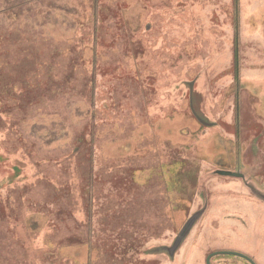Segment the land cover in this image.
Returning a JSON list of instances; mask_svg holds the SVG:
<instances>
[{
    "label": "rangeland",
    "instance_id": "obj_1",
    "mask_svg": "<svg viewBox=\"0 0 264 264\" xmlns=\"http://www.w3.org/2000/svg\"><path fill=\"white\" fill-rule=\"evenodd\" d=\"M2 1L0 128L30 149L24 175L0 182V264H206L230 249L233 230L235 249L264 264V0H99L95 25L93 0ZM33 48L54 57L40 58L46 68ZM83 62L98 78L87 98ZM54 180L58 192L45 187Z\"/></svg>",
    "mask_w": 264,
    "mask_h": 264
},
{
    "label": "flooded vegetation",
    "instance_id": "obj_2",
    "mask_svg": "<svg viewBox=\"0 0 264 264\" xmlns=\"http://www.w3.org/2000/svg\"><path fill=\"white\" fill-rule=\"evenodd\" d=\"M4 1V0H3ZM2 1V2H3ZM32 1V3L33 4H35L36 3V1H39V2H44L45 0H31ZM94 2H95V7H94V9H95V12H94V14H93V16L92 17H89L88 19L90 20V21H93L94 22V25H95V23H97V21L100 19V14H101V12L99 11V8H100V3H99V0H93ZM12 2V1H11ZM11 2H10V4H11ZM53 2H50V4H52ZM76 4H78V1L76 2ZM82 6H85V5H83L82 4ZM107 13H108V15H109V9L107 10ZM113 15L115 16V18H116V20L119 22L120 21V18H119V14L118 13H116V12H114L113 13ZM86 20V19H85ZM145 22H147V20H145ZM145 22H144V24H145ZM83 25H84V23H81V24H79V25H77V27H79V28H81V27H83ZM119 27H120V25H119ZM121 27H123L122 28V30H117L119 33H122V34H126V33H129L131 30L129 29V28H127L126 26H124V25H122ZM145 27V26H144ZM236 31L238 32V26H237V28H236ZM8 32V29H6V30H2V31H0V36H4L5 37V33H7ZM236 32V33H237ZM16 32H9L8 34L9 35H13V34H15ZM4 37H3V39H1L0 40V59H2V56H3V54L6 52L5 50H3L2 49V47H3V45H4V42H5V40L6 39H4ZM16 37H17V35H16ZM23 39H25V40H28L29 39V37H27V36H24L23 37ZM34 39H36V38H34ZM16 41L17 42H20L21 41V39L19 38V37H17L16 38ZM22 42V41H21ZM14 44H13V42H11V44H10V50H8L7 52L8 53H10L9 54V56H17V63L16 64H12L13 65V67L14 68H16V69H20V64H23V62H24V54H23V50H20V49H14V46H13ZM34 45H36V46H39L38 44H34ZM21 47H24V45L22 44L21 45ZM75 46H69V49H68V51H67V53H68V55H69V60H68V69H66L67 71H68V73L67 72H65V74H64V79L65 80H69V82L70 83H72V78L74 77V75H75V69H76V67H77V65L79 64V62L77 61V60H73L72 58H73V55H72V52H73V48H74ZM52 49V48H51ZM51 49L50 50H48V51H45L44 52V54L45 53H50V51H51ZM236 49V48H235ZM18 50H20L21 52H18ZM38 50V49H37ZM18 53H21V56L18 58ZM84 53V52H83ZM31 55H32V57H31V59L33 60V62L35 63V61H36V63L38 64V65H40V66H42V67H44V68H46L47 67V65H43V62L45 61V63L47 62V60L48 59H50L51 60V57H53L52 55L50 56V55H48L47 54V56L46 57H41V54H39L37 51H36V49L35 48H33V50L31 51V53H30ZM8 56V57H9ZM12 56V57H13ZM40 58H42V59H44V61H41L40 60ZM54 58V57H53ZM84 58H87V56H85L84 55ZM94 61H95V59H94ZM51 62H52V60H51ZM84 63V62H83ZM47 64V63H46ZM53 64V63H52ZM86 64L87 63H84V66H83V64H80L79 65V69H81V68H85V72H84V74H82V75H80L82 78H83V88L81 89V93L83 94V96H85V98H87L88 96H89V94L91 93V91L92 92H94V90H95V88H96V84H97V81H98V78H97V76H95L94 75V73L93 74H91V76H88L87 74H88V71L86 70V68H87V66H86ZM50 65V64H49ZM1 67H3V66H1ZM70 69H73V71L71 72V70ZM92 73V72H91ZM71 74H73L72 76H71ZM18 76H21V75H18ZM18 78V77H17ZM47 78H49V77H47ZM76 78H78V75L75 77V79ZM39 79V78H38ZM39 82H40V79H39ZM29 83V82H28ZM69 83V84H70ZM0 86H1V84H0ZM11 86H14L15 87V90L18 88V84H17V86H15L14 84H12ZM89 86H91V87H89ZM22 87V86H21ZM11 129H7V128H5V129H1L0 128V140H2V141H0V146L2 145V144H4V146H5V148H2V147H0V172H4V174H1V176H0V182L1 181H3L4 179H5V177H4V175H7V174H9V173H12V176L13 175H16V174H19V175H24V166L26 165L25 163H24V159L22 158L23 156H22V153H20V151L21 150H23V149H30L29 147H27V145L25 146L24 145V143H21V147L19 148V149H17L16 150V145H18V138H17V140H16V142L17 143H15V142H12V140H11V138H10V136H9V134L10 133H12L11 131H10ZM3 137V138H2ZM7 141H9V143H13L14 145H8L7 146ZM74 147H76V146H74ZM10 148V149H9ZM14 148V149H13ZM71 153V152H70ZM34 157H37V156H34ZM63 157H65V155H63ZM74 157V155H71V156H69L68 158L66 157V159L64 160H62V162L63 161H66L67 160V162L68 163H71L70 161H68V160H71L72 158ZM60 158V157H59ZM58 158V159H59ZM38 160V161H37ZM42 159L40 158V159H37V158H35V159H33V157L31 158V159H29V161L30 162H32V163H37V164H39V162L41 161ZM44 161H42V162H40L41 164L43 163ZM56 164H60V165H65V162L63 163V164H61V162H55ZM72 164V163H71ZM20 165H22V167H20ZM117 165H120L121 166V164H117ZM111 166H115V165H111ZM123 166H124V164H123ZM119 167V166H118ZM37 168V167H36ZM18 169H21L22 170V172H20V171H18ZM2 172V173H3ZM46 171H44L43 169H42V167L41 166H39L38 165V168L35 170V175L36 176H38L39 174H43V175H45L44 173H45ZM46 174L48 175V177L49 178H51V175L49 174V173H47L46 172ZM66 176V175H65ZM7 177H9V176H7ZM62 177H64V176H61V178ZM74 177H77L76 176V172L74 171V169H73V173L69 176V174L66 176V181L65 182H71V180H72V178H74ZM57 178H59V177H56L55 176V178L54 179H57ZM51 180H52V178H51ZM59 182V181H58ZM45 183V182H44ZM79 183H81L80 181H79ZM59 185V184H58ZM57 185V183H56V180H54V184L53 183H45V187H47L50 191H55V192H58V187H60V186H58ZM65 185H66V183H65ZM63 190V189H62ZM61 190V191H62ZM22 196H25V193L24 192H22V194H21ZM67 195V196H66ZM68 197V215H69V217L71 218L72 216V218H76V216H75V213H74V211H75V209H76V202H74V198H73V196L71 195V193H68V194H64V197ZM5 200H4V198H3V195L1 194L0 195V203L1 202H4ZM5 204V203H4ZM229 210H234V205H231V206H229ZM227 211V210H226ZM65 212L66 211H64V210H62V206H60L59 207V210H58V213L60 214V215H62V214H64L65 215ZM89 215H90V213H89ZM65 217V216H64ZM3 219H5V218H3ZM92 218L91 217H89L88 218V223L89 224H91V222H90V220H91ZM96 219H97V216H96Z\"/></svg>",
    "mask_w": 264,
    "mask_h": 264
},
{
    "label": "water",
    "instance_id": "obj_3",
    "mask_svg": "<svg viewBox=\"0 0 264 264\" xmlns=\"http://www.w3.org/2000/svg\"><path fill=\"white\" fill-rule=\"evenodd\" d=\"M228 173V172H225ZM222 175V174H220ZM222 176H239L238 174L235 175L233 174V172L229 173V174H224ZM255 195L256 197H258L261 201L264 202V192H261L260 190H256L255 191ZM197 214H194L188 221L187 223L184 225V227L182 228L181 232L179 233V235L175 238L171 248V257H173L175 255V253L182 247L183 243L185 242V240L187 239L188 235L191 233V231L193 230V228L195 227L196 223H197ZM264 218H258V221L260 223V225L264 224ZM256 229V227H255ZM232 231V230H231ZM232 245H229L228 248L230 249H219V250H215L213 252H211L207 258H206V264H214L213 262V258L214 257H225L224 258V264H258L256 259L254 258V254L250 253V252H246L242 249H235L237 248V246L239 247V245H241L239 242V240L241 241V238H238L239 240H236L234 243V235L236 233L235 230L232 231ZM238 235H240L239 233H237ZM235 245V246H234ZM160 248V249H159ZM150 250H152L153 252H150V254L154 255L157 252H159L160 254H164L165 253L162 251V247L159 246H154L153 248H151ZM149 250V251H150ZM235 259H240L242 261H237ZM213 261V262H212Z\"/></svg>",
    "mask_w": 264,
    "mask_h": 264
},
{
    "label": "trees",
    "instance_id": "obj_4",
    "mask_svg": "<svg viewBox=\"0 0 264 264\" xmlns=\"http://www.w3.org/2000/svg\"><path fill=\"white\" fill-rule=\"evenodd\" d=\"M12 5H10L9 7H11Z\"/></svg>",
    "mask_w": 264,
    "mask_h": 264
}]
</instances>
